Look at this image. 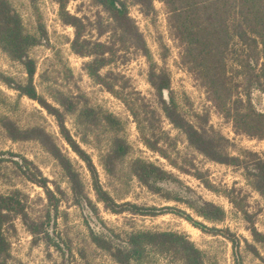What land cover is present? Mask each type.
<instances>
[{
  "label": "trees",
  "instance_id": "1",
  "mask_svg": "<svg viewBox=\"0 0 264 264\" xmlns=\"http://www.w3.org/2000/svg\"><path fill=\"white\" fill-rule=\"evenodd\" d=\"M68 1L57 0V4L61 21L73 28L71 51L79 57L87 58L82 66L86 74L123 102L146 146L169 159L158 147L159 138H154L155 123L159 119L157 112L161 111L174 127L184 133L192 149L209 160L241 166L249 185L264 196V155L250 151L244 152L245 156L230 154L227 151L228 139L212 128L195 126L180 112L171 89L169 73L156 63L143 32L130 13V6H137L139 12L155 26L157 10L154 0H89L90 5L95 8L92 17L72 13L67 8ZM28 2L36 19V28L33 31L26 29L20 13L10 0H0V49L10 60L20 63L26 74L24 82H15L1 74L0 78L8 87L18 91L19 95L36 101L54 118L60 137L89 170L96 199L113 213L128 212L143 216L168 212L177 214L203 232L221 234L227 238L232 244L235 264H243L239 251L240 241L229 229L209 227L178 207L143 206L128 201L118 203L103 187L91 156L82 148L80 142L99 148V139H107L99 162L108 176L115 178L125 170L128 177L136 178L152 193L185 203L209 222H219L225 217L222 207L191 196L187 188L166 189L168 184L177 186L179 183L170 171L140 157L126 160L131 146L126 140L125 122L108 109L92 103L80 89L65 92L49 85L46 87L48 97L37 91L33 82L36 61L31 57L30 49L37 45H47L48 38L38 0ZM160 2L165 9L171 35L180 44L181 63L202 83L215 107L231 121L237 133L264 139V112L259 111L252 100L254 91L264 94V0ZM159 47L160 58L165 59L169 50L161 39ZM132 51L142 55L148 64L147 80L154 90L157 108L151 106L143 97L123 95L125 77L112 65L123 63ZM229 61L234 62V69L228 65ZM134 92L139 94L136 90ZM67 116L73 117L77 129L76 137L66 125ZM0 122L8 138L14 141L36 140L40 143L64 171L73 201L83 210L86 209L89 216H94L91 217L94 220L95 204L86 195L79 172L58 145L55 136L39 124L21 127L6 115L0 117ZM170 162L177 166L174 161ZM29 164L32 163L22 158L19 167L28 180L44 188L49 205V218L50 210L57 213L59 201L48 187L45 177L29 172ZM24 205L19 191L0 193V264H13L10 263V243L6 233L13 215L20 216L30 226L35 237L40 232L38 225L29 220ZM241 210L246 215V211ZM249 222L254 241L264 242V234L254 227L252 221ZM103 231L102 227L98 230L90 228L93 242L122 264L139 262L149 250L169 254L181 264H205L202 251L181 232L140 230L133 231L124 240H120L112 231L108 235ZM44 233L49 236L47 231ZM251 248L256 252L255 247Z\"/></svg>",
  "mask_w": 264,
  "mask_h": 264
},
{
  "label": "rangeland",
  "instance_id": "2",
  "mask_svg": "<svg viewBox=\"0 0 264 264\" xmlns=\"http://www.w3.org/2000/svg\"><path fill=\"white\" fill-rule=\"evenodd\" d=\"M10 1L20 13L26 29L35 30L36 19L28 0ZM154 6L157 10L155 26L139 12L137 6L131 5L130 13L143 32L156 63L169 73L171 89L182 115L195 126L209 127L223 135L229 141L227 151L232 155L245 156L246 151L264 155V139L237 133L231 121L215 107L206 88L181 63V47L167 26L164 6L160 0H154ZM38 7L47 32L48 44L30 49V55L36 61L33 82L37 91L46 95V87L49 85L65 92L80 89L92 103L108 109L125 122L126 140L131 146L126 160L140 157L170 171L179 183L177 186L168 184L165 186L166 189L187 188L191 196L222 207L225 217L219 222H209L198 216L185 203L168 200L152 193L136 178L128 177L125 170L115 178L108 176L99 162L107 139L103 136V139H99V148L80 142L82 148L91 156L100 182L109 194L118 203L128 201L143 206L178 207L209 227L229 229L240 241L242 263L264 264V242H255L249 230L251 225L249 221H252L254 227L264 234V196L249 185L244 169L241 166L209 160L192 149L184 133L174 127L161 111L157 112L159 119L155 123L154 138H159L158 147L169 159L146 146L123 102L86 74L82 66L87 58L79 57L71 51L73 28L61 21L57 0H38ZM67 8L72 13L88 17H92L95 9L89 0H69ZM159 39L169 50L165 59L160 58ZM228 65L231 69L235 67L233 61H229ZM112 67L125 77L126 87L123 95L143 97L151 106L157 108L154 90L147 80L148 64L142 55L132 51L127 60ZM0 74L10 77L15 82H24L26 78L22 65L10 60L1 49ZM252 100L255 107L264 112V94L254 91ZM3 115L10 117L21 127L42 125L54 135L58 145L79 172L84 191L96 207L95 218L92 220L91 217L94 216H89L86 209L83 210L73 201L69 181L59 163L36 140L14 141L8 138L0 122V193L10 194L19 191L29 220L37 224L40 231L35 237L30 226L26 225L20 216H12L6 230L10 243V263L122 264L93 242L90 228L98 230L102 227L104 234L108 235L112 231L120 240H124L127 234L140 230L181 232L202 251L205 264H235L232 244L227 238L221 234L203 232L177 214L168 212L156 216H143L128 212L113 213L105 208L96 199L89 170L60 137L54 118L36 101L19 95L18 91L8 87L0 78V117ZM66 125L76 137L77 129L72 116H67ZM22 158L32 163L28 165L30 173L47 179L48 187L53 190L59 201L57 213L54 214L50 210L49 218L45 190L23 175L19 167ZM170 161H174L177 166ZM241 209L246 211V215ZM45 231L49 233L48 237ZM252 246L256 252L252 250ZM129 264H181V262L169 254L149 250L139 262L133 261Z\"/></svg>",
  "mask_w": 264,
  "mask_h": 264
}]
</instances>
